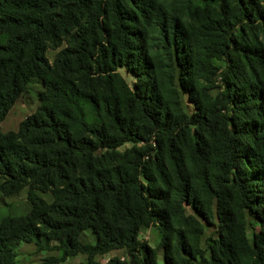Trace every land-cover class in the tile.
<instances>
[{
	"label": "trees",
	"instance_id": "1",
	"mask_svg": "<svg viewBox=\"0 0 264 264\" xmlns=\"http://www.w3.org/2000/svg\"><path fill=\"white\" fill-rule=\"evenodd\" d=\"M176 1L0 0V126L33 80L44 86L41 106L17 133L0 129V190L29 188L32 206L0 221V264L15 263L20 243L42 241L63 253L45 264L78 255L97 264L96 256L116 250L131 262L107 264H158L157 251L138 241L152 224L163 228L164 264H264V55L236 37L239 26L264 31V11L257 0H200L201 10L186 0L182 14L170 16L164 6ZM215 5L229 7L228 17L218 13L202 26L203 39L191 37L184 19ZM63 39L68 46L50 64L47 44ZM159 54L170 64L165 75H155ZM215 57L227 61L223 108L191 119L173 112L178 103L170 107L165 97L176 94V80L198 105L200 80L217 79ZM119 69L137 78L135 90ZM127 143L147 146L117 162ZM35 192L51 193L53 202ZM213 202L218 238L210 259L199 260L185 233L172 231L167 208L187 205L210 222ZM246 212L260 226L253 242ZM87 230L94 245L80 241Z\"/></svg>",
	"mask_w": 264,
	"mask_h": 264
},
{
	"label": "rangeland",
	"instance_id": "2",
	"mask_svg": "<svg viewBox=\"0 0 264 264\" xmlns=\"http://www.w3.org/2000/svg\"><path fill=\"white\" fill-rule=\"evenodd\" d=\"M186 0H179L175 3H166L164 9L166 13L170 16L181 15L182 8L184 7V2ZM193 6L198 7L199 10L203 8V3L200 0H188ZM262 11H264V0L256 1ZM229 7L224 10L221 6L215 5V11L208 12V14L203 15L198 11L194 16H189L184 19L185 27L187 32L192 37L195 35L198 39H203L201 36L202 26H205L210 20L215 18V21L219 19L218 13H221L222 18H227L229 15ZM151 28H148L147 33L150 32ZM236 37L241 40V42L250 48L256 47L264 55V31L258 29L257 27H238L236 31ZM0 42H4V38H0ZM68 46L66 39L61 40L58 44H47L46 57L50 64H53L57 54ZM211 65L213 69H218L216 71L217 79L214 84H210L207 80L201 79L199 85V97L198 105L190 98L189 94H185L179 87L178 80H176L173 85L174 97H165L167 101H172L170 107L177 102L178 106L176 109H171L176 114L183 113L188 119H191L194 115L201 113V109H222L224 100V93L226 91V85L224 82L223 72L227 68V61L220 58H212ZM156 69L155 75L159 73H169V62L164 59L161 54L153 57L152 62ZM123 78L124 82L131 90H135V85L137 83V78L129 73L126 69H119L117 72ZM259 84L264 89V77L259 78ZM162 89H165L164 87ZM44 92V86L42 82L38 80H33L28 86L26 92L17 100L14 107L8 113L6 119L0 126L1 132L3 134L17 133L20 124L25 121L29 116L33 115L37 109L41 106L40 95ZM161 93V92H160ZM228 117H232L231 111L224 110ZM155 147V144H153ZM147 145L145 144H133L127 143L121 148H119L115 153V158L117 162H122L125 156H131L130 152L133 150H143ZM99 157L105 155L106 152H99L97 154ZM154 155V153H153ZM108 158V157H107ZM147 160V159H146ZM106 164V163H105ZM193 176L197 180L196 172H193ZM169 182L174 186L177 180L170 174L168 178ZM143 181H145L143 179ZM0 180V186L2 184ZM146 183V182H144ZM198 196L201 200L205 199L204 192L201 187H198ZM40 198H42L47 203L51 204L53 202V196L51 193H41L35 192ZM216 202L211 204L213 213L211 214V221L208 222L204 220L192 207L184 205L183 211H178L176 208L173 209V204L170 203L167 211L170 216V226L172 231L181 229L189 241L196 246V252L198 254V259L205 257V259H210V245L218 238L219 231V221L217 219ZM32 210L31 203L29 201V188H24L19 193L12 196H6L0 190V221L6 217H12L19 219L28 215ZM182 216L185 220H182ZM246 217V228H247V239L251 242L254 240V236L260 231V226L258 222L251 217L248 212L245 213ZM164 238L163 228L159 224H152L149 228H145L141 231L138 241L140 244L147 245V247L157 251L158 264H164L163 262V251L160 249L161 243ZM193 239V240H192ZM80 241L83 244L94 245L96 243V236L92 230H87L80 235ZM42 247L36 244L20 243L15 250L16 258L14 264H45L48 259L51 258H61L63 253L57 250L58 243L45 241L41 242ZM114 258H119L123 262H131V259L126 250H116L110 252L106 255L96 256L93 261L97 264H107L110 260ZM88 258L85 255H78L76 257L70 258L65 262L60 264H86Z\"/></svg>",
	"mask_w": 264,
	"mask_h": 264
}]
</instances>
